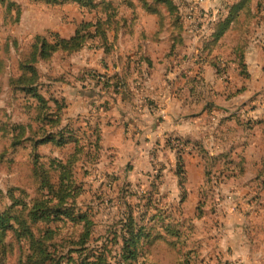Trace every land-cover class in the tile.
<instances>
[{
	"label": "crops",
	"instance_id": "0c3cea01",
	"mask_svg": "<svg viewBox=\"0 0 264 264\" xmlns=\"http://www.w3.org/2000/svg\"><path fill=\"white\" fill-rule=\"evenodd\" d=\"M174 1L186 27L183 43H177L173 49V31L169 37L157 36L159 24L165 21L134 2L133 11L139 18L131 35L143 29L142 14H153L157 19L152 29L146 25V32L137 35L129 57L131 66L116 69L114 75L126 78L127 82L123 80V85L117 87L114 81L112 87L106 88L104 82L110 77L102 82L98 75L92 88L82 84L77 89L81 95L79 102H72L69 94V100L65 98L68 106L63 113L64 123L69 121L65 114L82 113L88 118L77 119V124L85 122V126H80L89 132L100 126L102 155L93 165L101 170L125 165L128 169L132 165L134 170L132 159L140 158V164H146L152 145H156L158 154H166L170 160L176 152L165 145L169 136L191 140L185 154L186 186L193 183L201 188L205 184L210 156L221 155L212 167L220 161L225 167L223 158L227 155L233 154L234 160L227 165L240 164L244 156L245 171L240 174L239 164L230 169L228 166L226 171L234 176L221 184L240 192L242 199L243 195L247 198L242 206L236 201V207L230 204L217 214L221 218L217 235L224 238L220 258L224 264H264V0H252L254 25L260 32L253 41L245 46L247 19L243 8L239 18L212 47L206 44L211 41L216 22L242 0ZM122 73L124 77L120 76ZM102 102L103 108L95 110L93 104ZM192 168L199 170L200 175L195 177ZM240 183L245 184V194L235 187ZM260 188L257 203L254 194ZM192 196L195 202L197 196Z\"/></svg>",
	"mask_w": 264,
	"mask_h": 264
},
{
	"label": "rangeland",
	"instance_id": "374dc122",
	"mask_svg": "<svg viewBox=\"0 0 264 264\" xmlns=\"http://www.w3.org/2000/svg\"><path fill=\"white\" fill-rule=\"evenodd\" d=\"M101 1L95 0L97 5L93 7H83L78 2L60 5L52 4L48 0H15L19 8L11 6L9 11L0 3V56L10 37L17 38L24 47L30 44L38 34L51 37L52 33L58 32L69 37L76 32L81 22H94L97 18L107 19L104 7L98 5ZM112 1L118 6L114 12V19L122 16L129 19L130 24L134 7L126 3L128 0ZM134 2L141 3L140 0ZM140 11L145 12L143 9ZM140 17L143 29H140L138 34L142 35L143 30L146 32V25L149 29L155 26L157 18L153 14L149 17L142 14ZM167 17L168 14L162 19L163 22L165 21L164 24L158 23L159 28L155 32L157 36L171 35L173 29L166 21ZM14 18H18L19 22L12 23ZM259 34L258 28L254 25L253 16L250 25H245V46ZM137 35H131L126 28H123L118 41H115L113 36L110 38L111 53H106V48L99 46L96 41L75 55L57 53L51 62H39L37 66L46 94L50 95L47 91L50 89L58 98L69 100L67 97L69 94L72 102H79L81 96L77 93L79 86L85 84L86 87L92 88L93 84L98 82L97 75L101 76L100 79L103 82L116 74L117 68L123 65L131 66L129 57L132 55L131 47ZM18 58L16 50H13L12 56L7 58V73L0 81V107L5 108L0 110L2 121L0 122V210L10 207L15 197L22 195V190H27L28 194L23 198L29 204H32L34 197L41 194L39 191L41 180L35 177L33 172L35 170L32 164V147L23 145L14 147L12 144L14 132L11 130L10 123L12 121L30 123L29 116L25 113L27 105L23 93L13 92L9 84V79L13 75L20 76ZM49 76L56 79H50ZM120 76L124 77V73ZM105 102L93 104V107L95 110L98 108L101 110ZM64 117L69 121L88 118L82 113L79 115L70 113V116L65 114ZM85 124L80 122L77 126H85ZM5 125L8 127L6 128ZM243 133L245 134V131ZM176 138H180V141ZM189 144L191 140L169 136L165 140V145L176 152L170 160L166 154H158L155 151L156 145H152V148L148 150L147 163L141 165L140 158H133L136 169L131 170L132 165H130V171L126 165L125 168L121 166L116 169L110 166L101 170L98 165L95 166L87 161L79 164L76 178L81 185V192L78 197L73 193L67 199L72 203L75 202L77 213L91 217L94 223L88 244L98 252L109 249L110 252L106 251V253L111 264L123 263L121 258L125 241L123 236L126 228L125 218L131 212L137 217L146 214L143 223L147 225V231L152 228L150 236L142 244L143 256L140 257L138 264H224L220 258L222 253L220 244L224 238H219L217 235V231L221 228V218L217 214L230 204L233 208L236 207L233 204L236 201H240L237 204L242 206V202H245L247 197L243 195L242 199L240 192L231 186L221 184L227 177L234 176L233 173L226 171L228 166L230 169L231 166L239 163L227 165L232 163L229 160L233 154L227 155L228 157L223 155L226 156L223 158L224 163L226 162L225 167H222L221 161L216 164L217 167H221L219 169L216 166L212 167L209 162L207 170L211 172L201 188L193 183L187 185L188 187L185 184L180 185L174 171L175 163L177 154L183 152L184 157L188 154ZM39 148L45 156L44 160H48V156L63 157L70 149L69 146L68 149L54 148L49 144H43ZM220 156L217 155V159ZM236 161L239 162V159ZM146 167L148 169H145ZM52 171L54 174L58 172V170ZM192 172L195 177L200 175L197 169L192 168ZM189 177H191L190 172ZM235 187L241 188L245 194V184L240 183ZM260 190L261 188L256 189L254 194L257 203ZM193 194H195L194 197L197 196L195 202L192 199ZM199 203H202L201 209L198 207ZM21 207L22 205H18V208ZM152 217L154 220L148 223ZM58 224L61 226L62 234L74 233L78 236L83 229L81 224L78 226L71 224L65 226L62 222ZM44 226H46L45 222L39 223L35 230ZM50 226L55 227V224L52 223ZM7 244L5 251L0 250V257H2L0 264H18L20 242L16 239L14 232L8 235Z\"/></svg>",
	"mask_w": 264,
	"mask_h": 264
},
{
	"label": "trees",
	"instance_id": "16d2710c",
	"mask_svg": "<svg viewBox=\"0 0 264 264\" xmlns=\"http://www.w3.org/2000/svg\"><path fill=\"white\" fill-rule=\"evenodd\" d=\"M48 1L60 5L78 2L83 7L97 5L95 0ZM140 2L148 10L157 13L160 19L165 18L168 14L166 19L173 26L175 40L173 49L177 43H183L186 27L180 7L174 0H140ZM0 3L8 11L11 6L19 8L15 0H0ZM126 3L135 7L133 0H128ZM98 5L104 7L107 19L97 18L94 22H81L77 26L76 32L69 37L58 32L52 33L51 37L38 34L30 44L24 47L17 38L10 37L5 44L3 54L0 56V81L7 73V58L12 56L13 50H16L17 56H19L18 70L20 76L13 75L9 79V84L13 92L23 93L27 105L25 113L29 116L30 123L23 124L15 121L10 123L11 130L14 132V143L12 144L14 147L22 145L32 147L34 176L41 180L39 187L41 194L32 199V204L24 200V195L28 193L27 190H22V195L15 197L14 203L10 207L0 210V250H6L7 237L14 232L16 239L20 242L18 264H111L106 253L109 249L106 248V250L98 252L88 244L94 223L91 217L87 214L77 213L75 202L72 203L67 199L73 193L78 197L81 192V185L76 178L79 164L84 161L96 164L102 155L103 136L101 128L96 125L89 132L82 126H77V120H71L65 124L63 113L68 106L67 100L50 93V89L47 90L50 95L46 94L37 66L41 61L51 62L57 53L75 55L96 41L99 46L106 48V53H111V36L114 37L115 41H118L120 31L123 28H126L131 34L135 33L139 18L136 12H133L129 24V19L125 17L118 16L114 19L115 9L118 8L114 1L102 0ZM162 6L165 8L163 9ZM111 7H114V10ZM243 8H245L247 19L246 25L249 24L254 16L252 0H242L230 7L225 18L216 22L211 41L206 44L207 47H212L219 42L233 21L239 18ZM17 22H19L18 18H14L12 21V23ZM214 64L218 67L216 61ZM243 74L248 76L245 71ZM96 77L98 78V75ZM49 78L56 79L52 76ZM123 80L127 82L126 78ZM123 80L119 76L113 75L104 84L106 88H110L114 85V81H117L118 87L123 85ZM0 110H5V108L0 107ZM0 122H2L1 119ZM5 127L8 126L5 125ZM176 140L180 141V138H176ZM43 144H51L60 149L69 146L70 149L63 157L48 156L49 159L44 160L45 156L39 148ZM217 158V156H210L211 166L215 164ZM229 161L233 162L234 160ZM239 166L241 174L245 171L244 156H241ZM52 170H58V172L54 174ZM174 170L179 178V184L184 185L188 179V174L183 152L177 154ZM210 172L207 170V176L210 175ZM18 205H22V207L18 208ZM198 207L201 209L202 203H199ZM145 218L146 214L137 217L133 212L126 216L122 264H138L140 257L143 256L144 247L142 244L152 231V228L149 231L146 230L147 225L143 223ZM152 220L154 217L150 218L148 223ZM42 222H45L46 226L35 230L36 226ZM58 222H62L65 226L81 224L83 229L78 236H75L74 233L62 234ZM52 223L55 224V227L50 226ZM168 226L170 227V224ZM1 260L2 257H0Z\"/></svg>",
	"mask_w": 264,
	"mask_h": 264
},
{
	"label": "built area",
	"instance_id": "2783aa9c",
	"mask_svg": "<svg viewBox=\"0 0 264 264\" xmlns=\"http://www.w3.org/2000/svg\"><path fill=\"white\" fill-rule=\"evenodd\" d=\"M194 30H195V28H193V27L190 29L191 32H193Z\"/></svg>",
	"mask_w": 264,
	"mask_h": 264
}]
</instances>
